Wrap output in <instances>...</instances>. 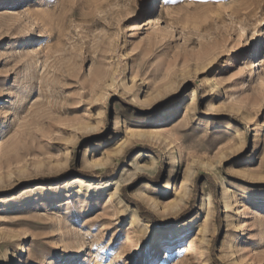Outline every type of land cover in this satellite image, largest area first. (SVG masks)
<instances>
[{
	"label": "rangeland",
	"instance_id": "1",
	"mask_svg": "<svg viewBox=\"0 0 264 264\" xmlns=\"http://www.w3.org/2000/svg\"><path fill=\"white\" fill-rule=\"evenodd\" d=\"M0 264H264V0H0Z\"/></svg>",
	"mask_w": 264,
	"mask_h": 264
},
{
	"label": "bare ground",
	"instance_id": "2",
	"mask_svg": "<svg viewBox=\"0 0 264 264\" xmlns=\"http://www.w3.org/2000/svg\"><path fill=\"white\" fill-rule=\"evenodd\" d=\"M260 65V63H258L257 64V66H259ZM130 141H128L127 143H123L119 148H117L116 150H114L113 151V153H112V158H115V157H117L118 155H120L121 153H122V151H123V149H124V147L129 143ZM146 157H149V159H150V161L148 162V163H138L137 161L134 163V165H135V168L134 169H137V170H144V171H151L152 170V166H151V164H153V163H155V158L153 157V156H151V155H147ZM111 159H108V160H106V162L108 163L109 161H110ZM152 161V162H151ZM93 165L94 166H96L97 168H101V167H103L104 166V164L103 163H100V162H94L93 163ZM73 182L74 183H77V184H80V185H88V182H86L83 178H81V177H76V178H74L73 179ZM105 183V185H115L116 186V189H118V187H119V184H120V180H108V181H105L104 182ZM143 185H145L144 187H148V183L146 182V183H144ZM183 185H184V189H185V187H186V185H187V180H184L183 181ZM38 186V185H37ZM28 189H30V188H28ZM183 189V190H184ZM83 190V189H82ZM182 190V191H183ZM183 195H185V193H183ZM182 195V196H183ZM181 200H183V198L181 197L180 199H179V201H181ZM207 204H210V195L209 194H207L206 193V195L204 196H202L201 197V200H200V204H199V206L197 207V214L196 215H198V217L199 216H201L204 220H203V227L201 228V229H199L198 231H200L201 233H200V237L198 238V240H197V242H196V246H197V251H198V253L200 254H202L203 253V247H204V243H205V229H206V227H207V225H208V223H209V221H210V212H209V209L207 208ZM210 205H212V202H211V204ZM177 206H179V203H177V204H175V206L173 207V208H175V207H177ZM129 209V208H128ZM205 209H207L206 211H205ZM134 212V214H133V221L134 222H136V221H139V219H140V216L138 215V213H137V211L136 210H133ZM132 221V222H133ZM136 227V226H135ZM197 233H199V232H197ZM137 238V237H136ZM134 242V240L131 238V237H129V238H126V241L124 242V244H131V243H133ZM137 243V242H136ZM206 244V243H205ZM136 245V244H135ZM193 246H194V244L192 243V242H189V244H188V247H186L185 249H186V253H189V250L190 249H192L193 248ZM126 248V247H125ZM124 248V249H125ZM196 249V248H195ZM194 250V249H193ZM194 252V251H193ZM169 254V253H168ZM168 254H166V255H168ZM200 254V255H201ZM166 255H165V257H166ZM191 257V256H190Z\"/></svg>",
	"mask_w": 264,
	"mask_h": 264
}]
</instances>
